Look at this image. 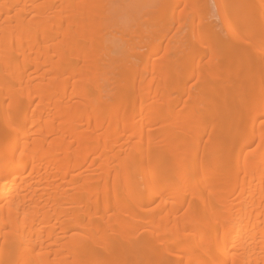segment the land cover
<instances>
[{
	"label": "bare ground",
	"instance_id": "obj_1",
	"mask_svg": "<svg viewBox=\"0 0 264 264\" xmlns=\"http://www.w3.org/2000/svg\"><path fill=\"white\" fill-rule=\"evenodd\" d=\"M115 1L0 0V264H264V0Z\"/></svg>",
	"mask_w": 264,
	"mask_h": 264
},
{
	"label": "rangeland",
	"instance_id": "obj_2",
	"mask_svg": "<svg viewBox=\"0 0 264 264\" xmlns=\"http://www.w3.org/2000/svg\"><path fill=\"white\" fill-rule=\"evenodd\" d=\"M139 5V2H135V0L115 1L114 10L111 11V16L116 23L117 29L127 27L129 30L132 31V29L138 27L139 24L144 22V19L142 17L138 15L136 16L135 14L136 12L142 11V6L140 7ZM205 8L211 15L210 19L213 20V22L215 23V29L224 34V31L219 22V18L215 14L216 11L213 1L207 0L205 2ZM173 24H175V20H173ZM141 28H143V26H141ZM127 38V36H121L120 32H113V34L109 35L106 39V45L113 49L112 54L118 57L120 60L126 54L131 52L128 51V47H131L133 45V42L130 40L126 41ZM187 39H189V37ZM133 41H135L134 38Z\"/></svg>",
	"mask_w": 264,
	"mask_h": 264
}]
</instances>
